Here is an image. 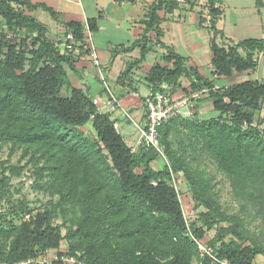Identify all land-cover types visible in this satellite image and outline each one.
Segmentation results:
<instances>
[{"label":"trees","instance_id":"obj_1","mask_svg":"<svg viewBox=\"0 0 264 264\" xmlns=\"http://www.w3.org/2000/svg\"><path fill=\"white\" fill-rule=\"evenodd\" d=\"M198 0H186L193 6ZM261 5V0H255ZM177 0H154L143 21L141 37L134 45L140 57L127 64L129 74L149 51L148 32L164 47L168 65H154L146 76L151 93L167 92L181 77L189 80V91H208L215 115L200 119L177 115L158 128L160 150L143 142L131 150L115 127V121L100 111L80 89L61 92L66 83L63 64L71 66L80 51L60 54L47 36L46 27L25 11L34 5L26 0H0V148L9 144L29 155L40 177H51L58 201L19 224L0 212V262L16 264L34 259L49 249L56 250L50 264H66L63 255L80 264H255L264 256V242L250 230L245 216L264 220V82L246 80L215 87L214 78L234 72L253 71L255 52L264 54V38L245 39L234 45L211 42L214 78L187 68L183 57L160 41L159 10L172 11ZM208 27L215 37L220 9L207 0ZM202 22L205 18L201 17ZM23 29L33 35L8 38V32ZM76 41L83 44V28L69 23ZM94 31L96 25L89 23ZM14 41V42H13ZM31 46V47H30ZM30 47V48H29ZM94 135L86 133L87 125ZM201 157L211 160L229 181L238 212H228L218 198ZM166 163L155 169L153 161ZM205 166V165H204ZM181 174L198 208L202 224L187 222L179 193L172 183ZM154 182V183H153ZM8 184L0 177V193ZM9 203V201H8ZM13 207V205L11 206ZM60 215L61 223L53 219ZM11 215L19 216L13 208ZM61 226L65 233H61ZM214 234L204 241L206 232ZM192 236V237H191ZM210 246L215 259L202 256L193 239ZM68 241V250L59 248Z\"/></svg>","mask_w":264,"mask_h":264},{"label":"crops","instance_id":"obj_2","mask_svg":"<svg viewBox=\"0 0 264 264\" xmlns=\"http://www.w3.org/2000/svg\"><path fill=\"white\" fill-rule=\"evenodd\" d=\"M26 1L34 5L27 12L46 27L47 36L51 39L68 32L69 23L81 24L84 37L89 32L100 66L91 62L89 54L75 56L71 66L64 63L66 83L61 92L68 95L71 88H76L82 90L90 99L97 98L100 110L115 121V127L124 141L130 146H136L140 133L135 123L143 125V100L151 92L146 76L154 65L169 64L164 60L166 49L155 43V33L149 31V51L141 62L133 65L128 75L122 76L127 64L140 57V48L134 43L141 37L143 21L147 18L149 7L154 0ZM177 1V7L172 11H158L160 41L182 56L187 68L197 69L204 77L214 78L210 64L213 38L217 44L225 47L245 39L264 38V0H261V5H257L255 0H215V7L220 9L216 20L219 33L215 37L206 20H201L207 0H198L193 6H189L186 0ZM92 21L96 25L94 31L89 29V23ZM255 55V70L234 72L230 77H216L215 87L236 84L234 81L238 79H241L239 82H264V54L255 52ZM100 73L118 98L120 107L113 112L109 111L108 94ZM186 91H189V80L185 77H181L177 85L167 87V93L172 99H181L194 93ZM207 94L206 90L193 102V111L200 119L204 109L211 110L212 115H215ZM122 110H126L130 118L123 116ZM46 252L54 255L56 250L49 249Z\"/></svg>","mask_w":264,"mask_h":264},{"label":"rangeland","instance_id":"obj_3","mask_svg":"<svg viewBox=\"0 0 264 264\" xmlns=\"http://www.w3.org/2000/svg\"><path fill=\"white\" fill-rule=\"evenodd\" d=\"M25 13L30 14L27 11H25ZM0 30L6 32L5 21L1 16ZM16 30V33L8 32V38L14 41L26 39L27 44L30 45L33 35H30L28 31L23 29ZM239 81H241V79H238L234 82L237 83ZM262 107L263 108L260 111V115L264 116V104ZM211 115V110L204 109L202 119L208 118ZM85 130L87 135H94V129L90 126V124L87 125V128ZM165 163V159L162 158L161 160L159 159L157 161V164L156 161H153L152 165L155 169H157ZM198 163L201 167L206 168L208 175L211 177L214 190L217 192L218 198L222 205L228 212L237 213L239 208L238 203L232 195L231 187L226 176L219 172L216 169L214 163L207 157H201ZM2 175H6V177L8 178V184L5 187L4 191L0 193V212L3 214L7 213L8 218L14 216L13 222L15 224H19L21 221L28 220L38 211H43L46 208H50L58 201V195L53 193L51 177H40L36 173L35 167L32 166L29 160V155L24 157L21 156L20 148L12 150L9 144H3L1 146L0 177ZM174 180L176 181L177 191L179 193L181 206L186 220L188 221V223L195 220L197 226L201 225L202 220L198 217V213L203 209V207H196L189 192L188 183L181 174H174ZM12 205L13 207H11ZM13 208L18 211V217L15 215H11V210ZM244 218L253 235L261 242H264V220L262 221L260 218H252L245 215ZM52 221L54 224L60 225V215L58 214ZM214 232V229L206 232L204 241L209 240ZM61 233H65V229L63 226H61ZM59 249L62 252H66L68 250V241L66 239L61 242V246ZM68 256V254H65L62 257L66 258ZM55 258V254L53 255L45 252L44 254L31 259L32 261L27 264H50L53 260H55ZM62 262L69 264L68 262H65L63 260ZM193 264H199V262L194 261ZM255 264H264V256H257Z\"/></svg>","mask_w":264,"mask_h":264},{"label":"built area","instance_id":"obj_4","mask_svg":"<svg viewBox=\"0 0 264 264\" xmlns=\"http://www.w3.org/2000/svg\"><path fill=\"white\" fill-rule=\"evenodd\" d=\"M204 18L207 24H209L210 15L207 8L204 9ZM52 41L54 47L60 54H64L67 52L77 53L80 51V45H82L83 50L87 51V53L85 54L90 55L91 62L95 66H100V60L95 53V48L91 41L89 32L88 35L83 38V42H82L83 44H81V42L79 41H76L75 36L71 31L66 32L61 37H56L52 39ZM100 78L102 79L103 86L108 94L107 100L110 105L109 111L113 112L120 107L118 98L109 88L107 82L104 80V76L102 73H100ZM205 91L206 90L203 89L201 91L192 93L190 96L182 97L181 99H172L167 92H162L159 90L153 93L150 92L147 96H145L143 100L144 112H145L144 123L142 126L135 123V126L139 130L140 138L136 146L135 145L131 146V150L135 151L140 144L146 142L152 145L158 151H161L159 139H158L159 126L162 124V122L177 115H183L186 117L191 116L193 114L194 99L199 97V95ZM91 102L100 110L99 100L97 98H91ZM122 114L123 116L130 118L129 113L126 110H122ZM172 183L174 187L177 188L176 181L174 180V175L172 177ZM193 239L198 244L202 256L206 255L212 260L215 259V254L210 246H208L202 240H197L195 238ZM61 259L65 262H68L69 264H80L78 263L76 258L72 256H68L66 258L62 257ZM31 261L32 260H28L26 262H20L16 264H27ZM0 264H7V263L0 262Z\"/></svg>","mask_w":264,"mask_h":264}]
</instances>
